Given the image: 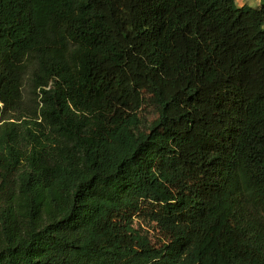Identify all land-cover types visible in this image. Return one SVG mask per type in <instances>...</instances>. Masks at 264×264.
Listing matches in <instances>:
<instances>
[{
	"label": "trees",
	"instance_id": "1",
	"mask_svg": "<svg viewBox=\"0 0 264 264\" xmlns=\"http://www.w3.org/2000/svg\"><path fill=\"white\" fill-rule=\"evenodd\" d=\"M0 264H264V0H0Z\"/></svg>",
	"mask_w": 264,
	"mask_h": 264
},
{
	"label": "rangeland",
	"instance_id": "2",
	"mask_svg": "<svg viewBox=\"0 0 264 264\" xmlns=\"http://www.w3.org/2000/svg\"><path fill=\"white\" fill-rule=\"evenodd\" d=\"M260 0H236V4L241 6L247 4L252 7H257ZM26 98H29L28 89L25 91ZM121 235L123 243L126 246L138 247L143 244L141 237L149 243L161 245L164 242V234L159 226L147 218H135L133 224L121 226Z\"/></svg>",
	"mask_w": 264,
	"mask_h": 264
},
{
	"label": "crops",
	"instance_id": "3",
	"mask_svg": "<svg viewBox=\"0 0 264 264\" xmlns=\"http://www.w3.org/2000/svg\"><path fill=\"white\" fill-rule=\"evenodd\" d=\"M259 4H260V3H259ZM243 5H245V4H243ZM241 6H242V5H241ZM258 6H259V5H258ZM258 6H257V7H258Z\"/></svg>",
	"mask_w": 264,
	"mask_h": 264
}]
</instances>
